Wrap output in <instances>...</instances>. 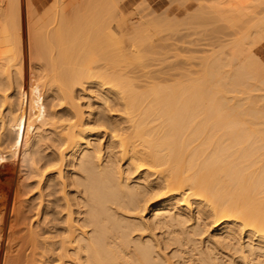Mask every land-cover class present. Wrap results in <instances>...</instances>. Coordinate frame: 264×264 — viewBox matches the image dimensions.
<instances>
[{"label": "bare ground", "instance_id": "1", "mask_svg": "<svg viewBox=\"0 0 264 264\" xmlns=\"http://www.w3.org/2000/svg\"><path fill=\"white\" fill-rule=\"evenodd\" d=\"M100 3L59 28L30 1L0 12V264H264V64L245 44L264 15L233 58L149 69L182 52L153 39L169 17L122 22L132 59Z\"/></svg>", "mask_w": 264, "mask_h": 264}, {"label": "rangeland", "instance_id": "2", "mask_svg": "<svg viewBox=\"0 0 264 264\" xmlns=\"http://www.w3.org/2000/svg\"><path fill=\"white\" fill-rule=\"evenodd\" d=\"M21 1H22L23 7H24L26 1L27 2L30 1L33 4L34 8L37 10V14H38L39 18L42 17L45 19V17H46L45 20L41 18L43 22L44 21L47 22L48 19L56 20L55 22L53 21L54 22L53 26H55L56 28H59L60 26L55 25V24L62 23L61 19H63V18H61V16L62 17H63V15L67 16L66 17L67 19L64 16V18L67 20V22H66V20L64 22H66V25H67V24H69L68 23L69 20H72V18L70 16L75 13V11L77 10L76 8L80 9L81 6L83 7V5H86L83 7V9H80L79 11H81V10L85 11L86 9L88 10V8H89L91 13H93L95 11L96 7H98L97 3H99L100 0H95V1L91 0L92 2L89 0H21ZM113 1L114 2H112L110 0V3L112 2L118 6L119 11L122 12L123 18L121 16H118V14H119L118 12H116L112 9H110V11H109L108 8H110V5L107 7H104L105 5L109 4L108 1H105V0H102V3L99 4V9H97L96 11H98V13H105L106 12L105 14H107V12L109 11L107 15H110L112 17V18L109 17L108 20L109 19L110 20L107 21V23H109L108 24L109 29H108V26H106V24L104 26L107 27L106 29H108V31L109 30L114 31L113 33L116 34V36H115L116 38L115 37L114 38L118 39L120 44L125 45V47H126L125 50L128 51L129 53H131V58L135 57L134 52H133V50L135 48V46H134L135 41H133V40H136L135 38H138L136 36L137 35L140 36V34H136L137 32L134 33V31H136V30H133L131 28V26L128 27L127 29L125 28L126 30H124L123 32L120 31L119 27L122 25L123 21L126 24H130V23H135V22L138 23V21H142V20L145 21L149 17H151V18L155 17L154 18L155 21H153V22H157L158 20L161 21V19H162V21H163L165 18L169 17L167 19L169 20V22L170 21L172 22L169 24L173 30L170 29L171 31H169L170 34L168 33V36H167V32L164 33L162 36L160 34H158V35L152 34L155 36V37H153V39H155L156 44L159 43L160 41L163 42L167 37H168L167 39L169 42L166 40L167 42L164 41L163 43H166V44L172 43V39H173V41L177 42V46H178V43L183 44V46L182 45L180 46V48L181 47H183V48L179 49L180 51L182 50V52L179 53V56L178 55L171 56L172 58L171 57L169 58V56H168V60H166V62L164 64H162L164 61L161 62V60H164V58H163L164 55H163V57H161L160 55L156 56L155 54H153L155 57L159 58V60H157L156 58H155L156 60H153V57H154L153 55H152L153 57L151 56L152 59L145 57L146 60L149 59V61H147V63H146L147 65H148V63H150L149 69H150V66H152L153 64H155L157 62L156 63L157 66L156 65H154V66L158 67V69L163 67V68H167V70H168V68L173 69V68H176V66H177V68H184V70H186L185 68L187 67V70H191L193 72H196V71H200L201 67H203L202 63L204 60L205 61L209 60L210 58H213L214 55L218 56L217 53L221 54V56H223V58H224V56H225V58L226 57L233 58L235 56V54H234V56L232 55V52L234 53V51H235V50L233 51V46L236 43L240 42L241 39H243L242 36H245L246 33L251 31V29L248 30L251 26V24H250L251 21L253 24V23H255V20H257V17H258V19L259 18L262 19L263 18L262 16L264 15L263 14L264 13V0H245V1L244 0H113ZM82 2L83 3L86 2V3H84L82 5L81 4ZM104 2H106L107 4ZM9 3H10V0H0V12H1V10H2V12H3V10H6V12H7V7L9 6L8 5ZM114 4H112V5H114ZM78 6H80V7H78ZM212 7H214V8H212ZM229 7L232 10L231 9L229 10L228 9ZM215 8H216V10H215ZM212 10L215 12H213ZM82 11H81V13H82ZM224 11L225 12L229 11V13L231 11V12H233V14L230 13V15H229V13H228L227 14L228 16H227V15H225ZM4 12H3V14H4ZM167 12H168V14L164 15ZM218 12L219 13L222 12V14H221L222 17L218 14ZM223 12H224V15H223ZM145 13H146V15H145ZM234 13L236 14V16L235 17L231 16V15H235ZM161 14L165 18L163 16H161ZM254 14L255 15L257 14V15L254 16ZM92 15H94V14H92ZM153 15H155V16H153ZM252 15L254 18H250ZM230 16L234 17L232 22H228V20L231 18ZM156 19H158V20L156 21ZM249 19H250V21H249ZM58 20H60L61 22L59 23ZM72 21H70L71 24H72ZM110 21L113 23L111 24ZM130 21H132V22H130ZM146 21H148V20H146ZM175 21H176V23H175ZM257 22H259V21L257 20ZM257 22L255 24H257ZM169 24H166V26ZM242 24H244V25H242ZM248 24H250V25L248 26ZM63 25H65V24H63ZM63 25H61V28L64 31L65 27L63 28ZM258 25L259 24L255 25L254 28L256 29V27H257V29H259ZM57 26H59V27H57ZM102 26L103 25H101L100 27H102ZM243 26H245V27H243ZM246 26L248 27V29L246 28ZM262 26H263V24H262ZM262 26H261V29L256 30L258 32H255V30H253L254 28H252V32L247 35V38H245L246 36L244 38H245V44H247L246 47L248 46L249 48L248 47L247 48L251 49L255 53V55L261 60V62L264 64V29H263L264 26L263 27ZM68 27H70V25ZM105 27H103L104 29L101 28L102 29L101 31H100V28L98 27L99 28L98 31L101 32V33L99 32L100 35H99V33H97L98 31H96L97 34L93 33L92 35H90V36H92V41L97 38V42L98 43L101 42V44H102V47L99 46V44H98V46H96L97 44H96V40H95L94 41L95 43L93 42L94 44L91 45V50H89L90 54H92L94 52V55H95L96 49L98 47L102 48V49L98 48L99 49V50L97 49L98 52L105 49L103 47V44H105L103 41L105 39L103 41L102 40L98 41V37H99V39L104 38L106 32H103V30H105ZM144 28H145V26H144ZM66 29H67V27H66ZM245 30H247L248 32H246ZM261 30H263V33H260V32H262ZM242 32H244V33H242ZM72 33H73V35H71V36H73V38L78 35L77 34L74 36L75 32H72ZM240 33H242V34H240ZM259 33L261 36L259 35ZM133 34H134V36H133ZM135 34H136V36H135ZM256 35H258V36L256 37ZM69 36H70V34H69ZM96 36H98V37H96ZM129 36H131V37H129ZM133 37H135V38H133ZM162 37H164V39ZM130 38H133V40ZM161 39H163V41ZM256 39H257V41H256ZM131 40L133 42H131ZM90 41L91 40H89L87 42V44L89 43L88 49L90 48V43H92V41L91 42ZM59 44H56V46H58ZM173 44H174V42L172 43V45ZM94 45L96 46V49H95V47H93ZM168 45H170V44H168ZM54 46H55V43L52 45V47H54ZM170 47H172V46H170ZM55 48L57 49V47H55ZM184 48H185V50H184ZM148 49L149 48H146L145 51H147L149 53L151 51L150 54H152L153 50L149 49L150 50L149 51ZM92 50H93V52H92ZM175 50L176 49H174V51H173L174 53L172 52L173 54H175ZM212 50H214L215 53H213L214 51H212ZM45 51H47V50L45 49ZM147 52H145V53H147ZM161 52L163 54L164 50ZM170 52H171V50H170ZM149 53H147V55H150ZM155 53H156V51H155ZM165 53H169V52H165ZM176 54H178V52H176ZM208 55H210V57ZM145 58H144V60H145ZM230 58H228V60H230ZM142 60H143V58H142ZM136 61L138 62V60H136ZM158 61H160V63ZM168 61H170V62H168ZM141 64H143V63H141ZM6 66H7V68H5L4 71H5V73H8L10 71V68H8L7 64L5 65V67ZM26 67L28 68L27 64H26ZM127 67L125 70L126 72L129 71V69L131 71H132V69L133 70L135 69V67L133 65L131 67L132 69L130 68V66H127ZM143 67H145V66H143ZM137 69H139V68H136L134 71H137ZM147 69H148V67H147ZM164 70H166V69H164ZM261 94L264 98V92H261ZM260 98H261V96H260Z\"/></svg>", "mask_w": 264, "mask_h": 264}]
</instances>
